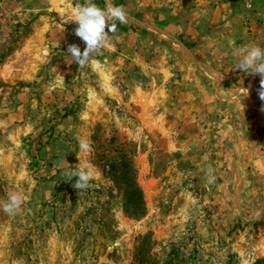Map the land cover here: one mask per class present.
Returning <instances> with one entry per match:
<instances>
[{"label": "rangeland", "instance_id": "rangeland-1", "mask_svg": "<svg viewBox=\"0 0 264 264\" xmlns=\"http://www.w3.org/2000/svg\"><path fill=\"white\" fill-rule=\"evenodd\" d=\"M108 2L127 22L79 68L86 0H0V203L25 198L0 264H264L261 77L234 68L264 48V0Z\"/></svg>", "mask_w": 264, "mask_h": 264}, {"label": "clouds", "instance_id": "clouds-1", "mask_svg": "<svg viewBox=\"0 0 264 264\" xmlns=\"http://www.w3.org/2000/svg\"><path fill=\"white\" fill-rule=\"evenodd\" d=\"M127 14L123 6H115L105 0V7H98L92 0H86V3L79 5L73 13L71 22L78 26L74 30L75 36L85 43V48L81 52L76 45H69L67 52L70 54V63L75 62L79 68H83L91 63H98L92 59L100 49L108 46L112 39L110 34L117 31L116 22L124 24L127 22ZM107 28V31L105 29ZM240 59L235 63V71L239 70L245 73L259 74L260 88L259 98L264 101V48L259 45L242 46L238 49ZM63 79V77H62ZM247 95V89H243ZM78 147L83 152L90 153L92 151L91 144L86 139L79 140ZM66 163V162H65ZM90 165L87 163L79 164L76 169L68 171L65 175L68 181L76 178L72 185L78 191L86 190L90 187L92 173L89 171ZM213 169L211 165L207 166L206 175L208 184L215 182V176L212 175ZM24 196L21 193L11 192L8 194L7 200L0 203V212L8 216H13L19 212L24 202Z\"/></svg>", "mask_w": 264, "mask_h": 264}, {"label": "trees", "instance_id": "trees-1", "mask_svg": "<svg viewBox=\"0 0 264 264\" xmlns=\"http://www.w3.org/2000/svg\"><path fill=\"white\" fill-rule=\"evenodd\" d=\"M125 205L130 204L134 206L141 207L143 201L141 197V191L138 188L132 189L125 197L124 200Z\"/></svg>", "mask_w": 264, "mask_h": 264}]
</instances>
